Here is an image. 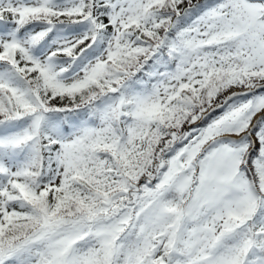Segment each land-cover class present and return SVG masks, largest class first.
I'll list each match as a JSON object with an SVG mask.
<instances>
[{
	"label": "snow or ice",
	"instance_id": "obj_1",
	"mask_svg": "<svg viewBox=\"0 0 264 264\" xmlns=\"http://www.w3.org/2000/svg\"><path fill=\"white\" fill-rule=\"evenodd\" d=\"M0 264H264V0H0Z\"/></svg>",
	"mask_w": 264,
	"mask_h": 264
}]
</instances>
